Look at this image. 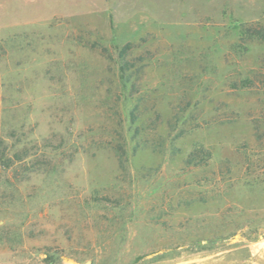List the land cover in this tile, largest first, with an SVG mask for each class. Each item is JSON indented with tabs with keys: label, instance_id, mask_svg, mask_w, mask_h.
Instances as JSON below:
<instances>
[{
	"label": "rangeland",
	"instance_id": "rangeland-1",
	"mask_svg": "<svg viewBox=\"0 0 264 264\" xmlns=\"http://www.w3.org/2000/svg\"><path fill=\"white\" fill-rule=\"evenodd\" d=\"M2 140L0 264H264V0H0Z\"/></svg>",
	"mask_w": 264,
	"mask_h": 264
},
{
	"label": "trees",
	"instance_id": "trees-1",
	"mask_svg": "<svg viewBox=\"0 0 264 264\" xmlns=\"http://www.w3.org/2000/svg\"><path fill=\"white\" fill-rule=\"evenodd\" d=\"M121 57H125V53L122 52ZM121 73L125 74L126 72V63L122 64L121 67ZM16 131L13 132V134ZM0 162H2L1 164L4 166V168H12L14 166L15 163H19L22 162L24 160V157L26 155V151L20 150V151H14L13 154L11 156L7 155V151L11 150V148H8L7 146H5L4 141H0Z\"/></svg>",
	"mask_w": 264,
	"mask_h": 264
}]
</instances>
